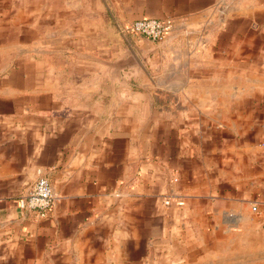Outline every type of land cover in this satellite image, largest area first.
Returning <instances> with one entry per match:
<instances>
[{
  "label": "crops",
  "instance_id": "crops-1",
  "mask_svg": "<svg viewBox=\"0 0 264 264\" xmlns=\"http://www.w3.org/2000/svg\"><path fill=\"white\" fill-rule=\"evenodd\" d=\"M0 264H264V0H0Z\"/></svg>",
  "mask_w": 264,
  "mask_h": 264
},
{
  "label": "built area",
  "instance_id": "built-area-1",
  "mask_svg": "<svg viewBox=\"0 0 264 264\" xmlns=\"http://www.w3.org/2000/svg\"><path fill=\"white\" fill-rule=\"evenodd\" d=\"M170 31L169 21L152 18L137 19L122 28L123 33L141 36L151 42L163 40ZM54 201L55 196L49 181L45 177H39L30 185L19 205L22 210L42 219L48 216ZM251 210L256 212V206H252Z\"/></svg>",
  "mask_w": 264,
  "mask_h": 264
},
{
  "label": "rangeland",
  "instance_id": "rangeland-1",
  "mask_svg": "<svg viewBox=\"0 0 264 264\" xmlns=\"http://www.w3.org/2000/svg\"><path fill=\"white\" fill-rule=\"evenodd\" d=\"M76 2H82L83 0H75ZM91 2H93V0H90ZM251 212H253L252 210H251Z\"/></svg>",
  "mask_w": 264,
  "mask_h": 264
},
{
  "label": "trees",
  "instance_id": "trees-1",
  "mask_svg": "<svg viewBox=\"0 0 264 264\" xmlns=\"http://www.w3.org/2000/svg\"><path fill=\"white\" fill-rule=\"evenodd\" d=\"M128 34V33H127Z\"/></svg>",
  "mask_w": 264,
  "mask_h": 264
}]
</instances>
